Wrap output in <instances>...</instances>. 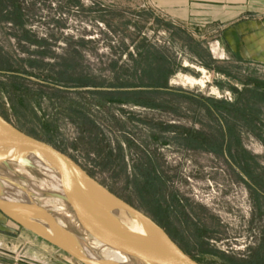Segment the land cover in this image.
I'll use <instances>...</instances> for the list:
<instances>
[{"label":"rangeland","instance_id":"1","mask_svg":"<svg viewBox=\"0 0 264 264\" xmlns=\"http://www.w3.org/2000/svg\"><path fill=\"white\" fill-rule=\"evenodd\" d=\"M220 36L196 39L147 0H0V115L199 264H264V58ZM2 165L26 183L21 162ZM81 233L75 245L97 242Z\"/></svg>","mask_w":264,"mask_h":264},{"label":"water","instance_id":"2","mask_svg":"<svg viewBox=\"0 0 264 264\" xmlns=\"http://www.w3.org/2000/svg\"><path fill=\"white\" fill-rule=\"evenodd\" d=\"M4 148H19L33 153L44 160L60 177H63L68 191L74 199V203L70 204L74 214L86 233L103 245H107L143 264H199L190 258L179 245H176L167 232L162 230L150 217H146L101 186L69 156L47 143L24 134L0 115V149ZM7 160L12 159L4 158L0 162ZM13 160L23 162L21 158ZM117 210H124L130 216L140 220L150 232L151 237L146 239L116 227L107 215L109 212ZM0 212L67 253L78 263L114 264L110 261H91L86 258L80 250L72 245L71 234L64 228H60L49 213L36 205H13L0 202ZM27 213L31 217L39 218L42 216L51 225L53 236L47 237L27 224L23 220Z\"/></svg>","mask_w":264,"mask_h":264},{"label":"crops","instance_id":"3","mask_svg":"<svg viewBox=\"0 0 264 264\" xmlns=\"http://www.w3.org/2000/svg\"><path fill=\"white\" fill-rule=\"evenodd\" d=\"M197 39L218 34L234 54L264 58V0H147ZM67 253L0 212V264H73ZM76 262V261H75Z\"/></svg>","mask_w":264,"mask_h":264},{"label":"bare ground","instance_id":"4","mask_svg":"<svg viewBox=\"0 0 264 264\" xmlns=\"http://www.w3.org/2000/svg\"><path fill=\"white\" fill-rule=\"evenodd\" d=\"M4 158H10L12 160L21 158L23 160L21 169L25 170L27 173L23 175L24 173L22 174L21 170H19L18 174L16 175L20 178L25 179L26 183H17L12 177L9 176L5 169L6 167L2 165L10 160L0 162L1 203H8L13 205H36L49 213L60 228H64L69 233H71V231H76L83 236V234L81 233L83 227L80 224V221L72 217L69 211L58 208V213H53L50 211L51 208L47 209L49 201H46L43 205L42 203L40 205L37 202V197H55L59 201L64 200L65 206L71 208L70 204L74 203V199L71 197V194L68 191V187L63 180V177H60L57 172L50 168V166L37 155L33 153L31 154L24 150H20L19 148L0 149V160ZM20 173L22 174V176L20 175ZM33 173H39L46 178L45 182L42 181L44 183L42 186L38 185L34 181H31L33 179ZM107 216L111 220V222L119 229L121 228L126 232H129L133 235H139L146 239H149V237H151L150 232L147 231L144 224L137 218L130 216L124 210L109 212ZM23 220L30 226L36 228V230L41 234L46 235L47 237L53 236L51 225L48 224L42 216H40L39 218L31 217V215L27 213L25 214V218ZM80 240L82 245L77 246L73 242L71 243L75 248L80 250L86 258L91 261L101 260L98 253L102 252L103 254H105L104 261H110L114 264H143L142 262L134 260L133 258H130L123 253H119L118 251L111 247H108L107 245H103L97 240V242L94 244H90L88 241H82L84 240L83 237Z\"/></svg>","mask_w":264,"mask_h":264},{"label":"trees","instance_id":"5","mask_svg":"<svg viewBox=\"0 0 264 264\" xmlns=\"http://www.w3.org/2000/svg\"><path fill=\"white\" fill-rule=\"evenodd\" d=\"M163 88H166V87H163ZM229 109L233 110L235 109V106L234 105H229ZM231 111H229L228 113L230 114ZM232 129H230L229 131H231Z\"/></svg>","mask_w":264,"mask_h":264}]
</instances>
